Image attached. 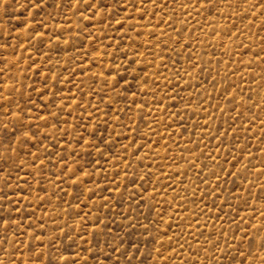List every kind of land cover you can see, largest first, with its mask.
I'll return each instance as SVG.
<instances>
[{
    "label": "rangeland",
    "instance_id": "obj_1",
    "mask_svg": "<svg viewBox=\"0 0 264 264\" xmlns=\"http://www.w3.org/2000/svg\"><path fill=\"white\" fill-rule=\"evenodd\" d=\"M0 264H264V0H0Z\"/></svg>",
    "mask_w": 264,
    "mask_h": 264
}]
</instances>
